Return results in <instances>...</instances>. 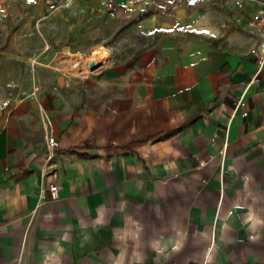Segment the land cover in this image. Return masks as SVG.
<instances>
[{"label": "crops", "instance_id": "0c3cea01", "mask_svg": "<svg viewBox=\"0 0 264 264\" xmlns=\"http://www.w3.org/2000/svg\"><path fill=\"white\" fill-rule=\"evenodd\" d=\"M34 1L44 17L76 3ZM176 1L187 46L163 37L93 72L70 57L40 110L0 120V264H264V62L251 81L247 26L264 0Z\"/></svg>", "mask_w": 264, "mask_h": 264}, {"label": "rangeland", "instance_id": "374dc122", "mask_svg": "<svg viewBox=\"0 0 264 264\" xmlns=\"http://www.w3.org/2000/svg\"><path fill=\"white\" fill-rule=\"evenodd\" d=\"M106 1L76 0L73 8L45 17L34 0L0 8V120H15L34 106L40 110V90L58 89L55 80L46 79L48 71L64 73L72 54L109 53L110 65L134 67L163 37L182 46L198 38L190 34L182 12L177 14L176 0H139L145 5L140 15L136 6H122L111 15Z\"/></svg>", "mask_w": 264, "mask_h": 264}, {"label": "built area", "instance_id": "2783aa9c", "mask_svg": "<svg viewBox=\"0 0 264 264\" xmlns=\"http://www.w3.org/2000/svg\"><path fill=\"white\" fill-rule=\"evenodd\" d=\"M46 6L47 11H53L59 7L68 6L73 0H42ZM4 2V0H0V6ZM107 9L110 11L111 15H114L119 8L114 0L106 1ZM247 26L253 31H256L259 41L256 46L252 47L249 53L253 56L257 69L251 78L255 80L262 69V63L264 62V1L260 4V6L253 12L251 17L247 21ZM81 53L74 54L70 61V68L73 71H79L83 66L89 67L90 63H86V61L81 60ZM100 65V64H99ZM98 65V66H99ZM58 146V142L52 136H49L47 139V151L50 155L52 151ZM59 187L56 184H50L48 188L42 191V193H46L50 199H56L58 197Z\"/></svg>", "mask_w": 264, "mask_h": 264}, {"label": "bare ground", "instance_id": "6f19581e", "mask_svg": "<svg viewBox=\"0 0 264 264\" xmlns=\"http://www.w3.org/2000/svg\"><path fill=\"white\" fill-rule=\"evenodd\" d=\"M107 57H108L107 55H98V56L92 57V56H90V54L88 56L81 54V58L80 59L86 61V63H94L96 65L95 67H93V70H94L95 68L99 67L98 66L99 64L100 65L104 64ZM91 68L92 67H86L85 66L84 69L86 71L91 72V71H93Z\"/></svg>", "mask_w": 264, "mask_h": 264}, {"label": "water", "instance_id": "95a60500", "mask_svg": "<svg viewBox=\"0 0 264 264\" xmlns=\"http://www.w3.org/2000/svg\"><path fill=\"white\" fill-rule=\"evenodd\" d=\"M96 65L94 63H90L89 67H92L91 69H93V67H95Z\"/></svg>", "mask_w": 264, "mask_h": 264}]
</instances>
